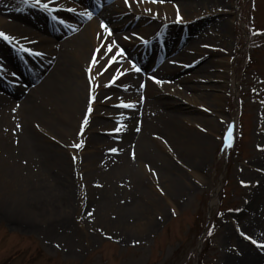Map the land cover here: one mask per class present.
Here are the masks:
<instances>
[{
    "label": "bare ground",
    "instance_id": "bare-ground-1",
    "mask_svg": "<svg viewBox=\"0 0 264 264\" xmlns=\"http://www.w3.org/2000/svg\"><path fill=\"white\" fill-rule=\"evenodd\" d=\"M7 1L10 4L23 6L21 0H0V13L9 14L8 17L15 20L0 16V31L14 37L17 50L23 51L29 45V43L23 42L31 41L38 45L35 47L36 51L33 52L43 53V55H34L38 61L40 59V65L28 57L27 60L32 63L30 68L23 62L21 63L23 66H20V60L14 53L8 54L4 48L0 47V58L5 59L10 70L13 68L12 66L18 67V74L23 77L26 84L31 81L32 83L33 81L37 82L30 89L29 85L20 87L15 96L12 95L11 98L10 88H0V118L5 117L6 111L14 105V102L16 106L18 101L13 100L23 96L18 105L23 106L24 110L21 111L20 108L19 116L22 115L25 121L28 122L30 116L32 120L35 118V123H39L43 128L60 129L67 133V136L72 140L78 141L77 132L78 130L80 132L82 129L80 127L84 125L83 121L87 117L85 137H87L89 146L84 152L87 159H85V170L83 171L86 191H92L91 195L94 199L97 198L98 212L106 213L108 211L110 214L113 212L117 215L118 232L121 224L130 221L129 218H133L134 222L141 227V221L147 215L148 210L145 203L152 207L154 204H159L160 209L163 207L159 199L153 197L151 186L141 173L151 184L154 183L158 186V182H160L164 185L167 188L165 194L168 198L174 197L182 192V187L179 185L182 175L178 173L174 163L176 155L185 157L194 152L195 148H200L202 155L206 156L207 154L208 150L204 144L208 141L207 136L194 133V131L197 132L194 124L202 125L203 118L206 122L214 120L200 116L198 114L200 109L205 112L208 108L211 114H218L222 117L221 114L224 112L218 104L222 102L230 85L233 86L236 83V79L231 78L232 58L223 57L219 52L224 53V50L215 48L217 45L224 49L230 46L228 22L217 20L214 15H219L218 8L213 6V10L210 0H190L182 4L180 12L175 11L174 6L169 2L165 6L156 7L153 4H147L144 0H132L131 8L124 4L121 7L117 2L114 5H105L103 10L97 16L92 15L91 19L87 15L79 18L69 17V19L63 17V15L74 16V14L67 15L68 9L76 8L81 13L90 12L86 11V8H90L91 0H43L56 11L45 10L41 6L38 7L44 14L30 10L38 17V21L31 18L29 14L27 15L23 8L19 13L11 12L7 8L12 5H5ZM33 3L35 4V0ZM232 5L235 10L231 8L225 12L230 13V16L236 20L238 10L233 0ZM155 10L160 13L156 18ZM49 13L55 15L54 18ZM176 13L179 19L175 20ZM50 18L58 20L63 26L56 24L50 26ZM138 18L140 19L138 20ZM151 19L154 20L152 25H157V28L144 27ZM212 20L215 21L212 22ZM102 22L112 30L110 36L107 30L101 27ZM26 24L29 25V28L26 27ZM209 25L220 31L210 46L205 43L208 41L207 27ZM161 30L168 35L164 53L160 50L163 48V43L153 39L155 33H159L158 37H162ZM61 32L63 36L65 34L70 36L60 40L62 35L59 33ZM135 33L144 36L143 40L140 39L141 37L138 38L142 42L129 38L135 36ZM148 41H154V52L148 53L149 57L141 56L140 53L143 52V49L149 47ZM109 44L113 49L111 53L107 51ZM140 44V50L130 52L134 45L140 46ZM119 49L124 50L123 54H117ZM125 52H129L131 57L138 60L140 66L145 70H151L160 63L161 66L158 69H152L153 72L148 73L155 79L150 76L143 77L141 72L127 64L121 65L116 74L107 73L112 68L119 66L118 63L125 58ZM113 56H115L114 61L112 60ZM93 57L97 61L95 65L92 64ZM202 59H206V62H203ZM190 67H194L192 69L194 71L204 72L202 82L200 81L203 85L194 84L193 76L181 75L186 73ZM89 68H91V72H89ZM1 69L3 78H0V86L11 87L10 82L17 76H14L10 70L3 67ZM118 76L125 81L124 92H118L121 83ZM157 80L163 83L158 84ZM16 84L19 86L18 83ZM169 86L176 91L173 92ZM2 90L4 92H1ZM208 91L211 93L205 95V92ZM136 94H139L138 100L135 98ZM93 95H95L94 101H98L99 105H93L94 101L91 99ZM198 96L204 99L199 100ZM122 103L135 104V110L123 113L121 110L115 109ZM207 103L211 105L215 103L219 110H213V106L209 107ZM90 105L92 111L89 114ZM93 111L96 116H91ZM123 115H125V120L119 126H114L113 122L109 123L108 120H105L110 118L117 122L116 125ZM89 118H95V120L98 118L99 121L93 123ZM222 118H225L227 124L231 121L229 118ZM17 122L19 123V121ZM139 125L140 132L137 131ZM28 128L29 125L24 132L26 135H29ZM117 128L125 131L120 136L122 138L116 142H113V136L110 138L100 136L102 132L104 134L106 132L108 134V131L112 134L116 133ZM16 129L19 133L24 130L21 123L16 126ZM3 131L0 124V148H3L5 152H14V147L11 145V139L15 136H13L14 131L10 134L6 131L3 133ZM58 139L59 142H55L58 145L55 149L56 154L62 156L70 153L71 156H75L77 151L70 148L74 144L63 145L61 144L62 139L60 137ZM36 145L39 148L37 153L47 155L45 162L53 163L55 156L51 158L50 150L47 152L44 143L39 145L37 140ZM155 146L160 148V151ZM113 147L117 153L120 151V155L112 157L105 154ZM62 163L54 162L56 165H62ZM150 163L153 165L151 173L147 172ZM14 169L15 162L11 163L9 159H2L0 156V184L8 185L11 183L9 180L15 182ZM18 175L20 179L23 178L20 174ZM53 177L55 175L52 173L50 176L45 174L42 179L47 180ZM93 179L100 183L105 182L110 188L107 187L108 190H106L100 186L98 188L101 190H99L96 187L98 182L91 187L90 182ZM59 198L62 205L58 204L57 208L63 207L65 210L66 207L71 206L67 192L61 193ZM90 198L92 199V197ZM33 202L38 204L37 208L32 210V214L36 216L47 213V217H52L61 212V209H57L56 206L45 208L38 200ZM214 204L215 201L212 202V207ZM172 208H174L173 205ZM252 223H254L253 228L254 226L259 227V230L255 232L256 235L261 236L264 232V228H262L264 222L253 216ZM65 225L67 228V220H65ZM154 225H157L156 219L151 222V227ZM120 239L125 241L126 236H121ZM228 239L233 244L226 245L221 258L222 264H264V257L258 254L261 252L252 244H246L235 232L229 234ZM66 246L76 249V244H71V242H68ZM263 250L264 248H261V251Z\"/></svg>",
    "mask_w": 264,
    "mask_h": 264
},
{
    "label": "rangeland",
    "instance_id": "rangeland-1",
    "mask_svg": "<svg viewBox=\"0 0 264 264\" xmlns=\"http://www.w3.org/2000/svg\"><path fill=\"white\" fill-rule=\"evenodd\" d=\"M21 1L23 6L10 4L8 1L5 5H12L7 8L11 12L19 13L23 8L31 18L38 19L33 12H30L34 7L32 0ZM110 1L114 2V0ZM188 1L190 0H164L163 3L150 0L149 2L156 7L165 6L169 2L172 3L175 11L178 9L180 12L182 4ZM233 2L238 10L236 20L230 16V13L225 12L231 8L235 10L232 0H210V6L218 8L219 15L214 16L218 21H227L230 30V46L224 49L217 45L215 48L224 50V53H219L233 60L231 78L236 79V83L233 86L230 85L222 102L218 104L224 112L221 114L222 117L230 120L238 119L239 122L232 147L230 150L226 149L228 144L225 135L229 123H226L225 118L218 114H211L208 108L205 112L200 109L198 111L200 116L214 119L212 122H206L203 118L202 125L194 124L197 131L194 133L207 136L208 141L204 142L208 150L207 154L202 155L200 148H195L194 152L185 157L176 155L174 163L178 173L182 175L179 183L182 192L174 197L168 198L165 194L167 188L164 185L160 182L158 186L151 184L141 173L150 184L153 197L159 199L160 204L163 205L160 209L159 204H154L152 207L145 203L148 210L147 215L141 221V227L134 222L133 218H129L130 221L121 224L118 232L117 215L113 212L110 214L108 211L98 212L97 198L94 199L91 195L92 191H86L83 171L87 158L84 152L89 145L85 137L87 132L85 125H82L80 132L79 130L77 132L78 141L72 140L60 129L43 128L39 123H35V118L32 120L29 116L28 122L25 121L22 115L19 116L20 108L21 111L24 110L23 106L18 105L23 96L13 100L18 101L16 106L14 102V105L6 111L5 117L0 118L3 133L6 131L10 134L14 131L13 136L15 135L13 137L15 139H11L14 152H5L3 148H0L2 159H9L11 163L15 162V182L9 180L11 183L8 185L0 184V264H222L221 258L226 245L233 244L228 241V236L232 232H235L246 244H252L261 252L258 254L264 257V250L261 251V248L252 242L256 239L255 241L259 244H264V232L261 236L256 235L255 232L259 230V227L254 226L253 228L254 223L251 224L253 216L264 222V0H233ZM119 3L123 7L122 0ZM155 13L159 14V11L155 10ZM0 16L13 20L8 17L9 14L0 13ZM64 17L76 18V16ZM175 18H177V13ZM26 27L29 28V25L26 24ZM153 27L157 28V25L154 24ZM207 28L208 41L205 43L210 46L220 31L211 25ZM258 31L263 32L260 34ZM59 34L62 35V32ZM68 36L70 35H62L60 40ZM23 43H29L27 48L31 51H26L27 48L23 51L17 50L15 39L9 43L0 38V47L4 48L8 54L14 53L20 60V66L22 62H29L28 57L40 65V59L38 61L33 54L38 45L31 41ZM134 50L136 51V46ZM206 59L202 61L206 62ZM29 63L32 66V63ZM124 63L131 66L134 64L135 69L140 68L133 58H126L122 64ZM120 66L119 64L110 71L108 68L107 73L116 74ZM1 67L10 70L3 58H0V70H2ZM12 67L10 71L17 78L9 81L11 87L0 86L2 89L10 88V98L12 95L15 96L20 87L29 85L30 89L37 84L34 81L26 84L18 74V67ZM159 67L160 65L156 66V69ZM193 68L190 67L186 73L181 75L193 76L194 84L203 85L201 82L204 72L194 71ZM147 73H150V70H147L145 75ZM124 82V79L121 80L118 92L125 91ZM16 83L19 86H16ZM209 93L211 92H205V95ZM138 96L139 94L135 96L137 100ZM198 99L204 98L198 96ZM95 104L99 105V102L94 101L93 105ZM207 106H213V110H219L215 103L213 105L207 103ZM115 109L123 113L135 110V108L128 110L125 107ZM93 115L96 116L94 111L91 116ZM124 116L116 125L117 122L110 118L105 120L109 123L113 122L114 126H119L124 122ZM89 119L93 123L99 121L98 118ZM17 121L24 128L21 131L22 134L16 129L19 125ZM28 125L29 135H26L24 132ZM137 129H139L138 132L141 131L140 125ZM123 131L125 130H119L113 134L109 131L108 134L102 132L100 136L105 138L113 136L112 140L116 142L122 138L120 136ZM59 137L63 145L81 144L82 142V147L76 148L71 145L70 148L77 151L75 156H71L70 153L62 156L56 154L55 149L58 145L55 142H59ZM36 139L39 145L44 143L47 152L50 150L51 158L55 156L54 162H63L62 165L45 162L47 155L37 153L39 148L36 145ZM155 147L160 151V148ZM112 149L105 154L112 157L120 155V151L117 153ZM151 168L153 165L150 163L147 172L151 173ZM51 173L55 177L42 179L45 174L50 176ZM18 174L23 178L20 179ZM87 177L90 179L89 176ZM97 182V188L100 186L103 189L110 188L105 182L100 183L94 179L90 182V186L92 187ZM101 188L98 189L101 190ZM66 192L69 194L68 200L71 206L66 207L65 210L63 207L57 208L58 204L62 205L59 195ZM216 193H218V201L214 209L210 210ZM34 200H38L45 208L56 206L57 209H61V212L52 217H47V213L36 216L32 214V210L38 205L33 202ZM57 217L59 218L56 219ZM153 219L157 220V225L151 227ZM65 220L68 222L67 228ZM211 229L213 235L207 243L206 231ZM64 232L65 235H63ZM67 236L70 239L69 237L67 239ZM121 236H126V240H121ZM249 236L252 240L246 238ZM204 237L205 241L202 246L205 248L200 258L199 244ZM68 242L76 244V249L68 248L66 246Z\"/></svg>",
    "mask_w": 264,
    "mask_h": 264
},
{
    "label": "snow or ice",
    "instance_id": "snow-or-ice-1",
    "mask_svg": "<svg viewBox=\"0 0 264 264\" xmlns=\"http://www.w3.org/2000/svg\"><path fill=\"white\" fill-rule=\"evenodd\" d=\"M125 2L127 3L128 0H125ZM153 2H160V3H163L164 0H153ZM33 6H41V7L44 8L45 10L56 11L55 8H50V7H49V3H47V2H43V0H35V5H33ZM129 6H130V5H129ZM68 11H73V12H75L76 10H75V9H68ZM178 11H179V10L177 9V12H178ZM81 15H87L89 19H91V17H92V13H91V12L81 13ZM62 22H63V21H62ZM101 27L107 30L109 36L112 34V30L108 27L107 24H105V23L102 22V23H101ZM0 37H2L3 39L7 40L9 43H11L12 40L14 39V37H12V36L6 34V33L3 32V31H0ZM125 39H128V37H125ZM140 39L143 40L142 37H141ZM144 43H147V41H144ZM26 51H31V50H30V49H26ZM97 51H99V49H97ZM107 51H108L109 53H111V52L113 51L112 46H111L110 44L107 45ZM123 52H124L123 49H119V52H118L117 54H123ZM33 54H34V55H43V53H33ZM112 60H113V61L115 60V56L112 57ZM96 62H97V61H96V58L93 57L92 64L95 65ZM136 70H137V71H140L139 68H137ZM89 72H91V68H89ZM13 75H15V74H13ZM153 79H155V78L153 77ZM113 82H114V80H113ZM156 83L159 84V83H163V82L157 80ZM91 99L94 101V100H95V95H93V96L91 97ZM120 106H121V107H125V108H134V107H135V104H132V103L124 104V103H122ZM88 111H89V114H90L91 111H92V109H91V105L89 106ZM83 124H84L85 126L88 124V119H87V117L84 119ZM119 130H120L119 128L116 129V131H119ZM137 131H139V129H137ZM232 131H233V130H232V127H229V129H228V133H227V136H228V139H229V140L232 139ZM73 147H76V148H80V147H82V142H81V144H74ZM112 151L115 152V151H117V150H116V149H112ZM242 183H243V181H242ZM230 211H232V210L230 209ZM89 215H91V213H89ZM221 215H223V213H221ZM242 234H243V233H242ZM209 235H211V233H209ZM246 238L249 239V240H252V237H250V236H249V237H246ZM252 242H253L254 244H257L258 247L264 248V244H259V243H258L257 241H255V240H252Z\"/></svg>",
    "mask_w": 264,
    "mask_h": 264
}]
</instances>
